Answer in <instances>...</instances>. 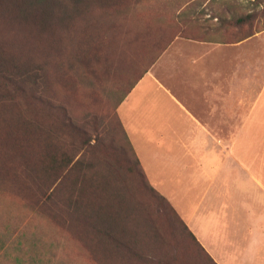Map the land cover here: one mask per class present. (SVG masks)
I'll use <instances>...</instances> for the list:
<instances>
[{
    "label": "rangeland",
    "instance_id": "rangeland-1",
    "mask_svg": "<svg viewBox=\"0 0 264 264\" xmlns=\"http://www.w3.org/2000/svg\"><path fill=\"white\" fill-rule=\"evenodd\" d=\"M252 1L0 0V264H216L149 185L116 110L195 46L264 55Z\"/></svg>",
    "mask_w": 264,
    "mask_h": 264
},
{
    "label": "crops",
    "instance_id": "crops-1",
    "mask_svg": "<svg viewBox=\"0 0 264 264\" xmlns=\"http://www.w3.org/2000/svg\"><path fill=\"white\" fill-rule=\"evenodd\" d=\"M261 52L195 46L177 72L158 61L116 110L149 185L216 264H264Z\"/></svg>",
    "mask_w": 264,
    "mask_h": 264
},
{
    "label": "trees",
    "instance_id": "trees-1",
    "mask_svg": "<svg viewBox=\"0 0 264 264\" xmlns=\"http://www.w3.org/2000/svg\"><path fill=\"white\" fill-rule=\"evenodd\" d=\"M254 1V0H253ZM252 1V2H253ZM258 1V0H257ZM253 16H254V14L252 13V12H248V13H245V14H241V15H237L236 17H235V22L237 23V24H242V23H244V22H247V21H249L250 19H252L253 18ZM124 98V97H123ZM122 98V99H123ZM122 99H120V101L122 100ZM120 101H119V103H120ZM130 143V142H129ZM130 147H131V144H130ZM131 149H132V147H131ZM133 150V149H132ZM134 152V151H133ZM135 157H136V155H135ZM136 161H137V164L140 166V164H139V161H138V159H137V157H136ZM141 167V166H140ZM141 169V168H140ZM142 174L144 175V173L142 172ZM145 176V175H144ZM163 197V196H162ZM164 198V197H163ZM165 199V198H164ZM187 228V227H186ZM192 235V234H191ZM193 236V235H192ZM195 239V238H194Z\"/></svg>",
    "mask_w": 264,
    "mask_h": 264
}]
</instances>
